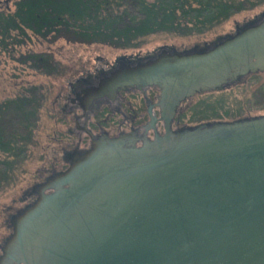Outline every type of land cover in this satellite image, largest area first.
<instances>
[{"label": "water", "instance_id": "1", "mask_svg": "<svg viewBox=\"0 0 264 264\" xmlns=\"http://www.w3.org/2000/svg\"><path fill=\"white\" fill-rule=\"evenodd\" d=\"M160 50L107 85L156 86L162 133L148 107L151 139L101 140L48 177L11 216L0 264H264V114L171 128L183 100L264 72V13Z\"/></svg>", "mask_w": 264, "mask_h": 264}, {"label": "trees", "instance_id": "2", "mask_svg": "<svg viewBox=\"0 0 264 264\" xmlns=\"http://www.w3.org/2000/svg\"><path fill=\"white\" fill-rule=\"evenodd\" d=\"M3 4L0 52L19 63H34L32 67L38 68L40 63L46 65L47 55L27 53L14 58L16 49L31 39L44 43L63 38L71 43L136 48L141 40L154 34H201L234 13L264 4V0H11L10 5L6 0ZM259 16L249 22H256ZM249 22L242 23V27ZM260 73H249L223 90H215V95L206 94L213 92L207 91L186 99L177 109L173 126L192 127L260 115L250 114L252 110L264 109L256 100L229 99L224 94L227 87L245 90L254 83L262 94L261 100L264 99ZM34 100L33 96L18 95L0 105V189L14 180V170L24 158L20 145L27 135L24 137L14 129L17 126L29 131L37 108ZM59 114L57 121L61 122L63 115ZM5 116L15 120L6 122L2 120Z\"/></svg>", "mask_w": 264, "mask_h": 264}, {"label": "rangeland", "instance_id": "3", "mask_svg": "<svg viewBox=\"0 0 264 264\" xmlns=\"http://www.w3.org/2000/svg\"><path fill=\"white\" fill-rule=\"evenodd\" d=\"M5 1L0 0V7L4 6ZM10 3L11 0H8V5ZM261 13H264V4L234 13L201 34L188 36L154 34L141 40L136 48L120 49L97 43H71L63 38L44 43L31 39L16 49L14 58L27 53L47 55L46 65L40 63L38 68L32 67L34 63H19L10 59L6 53L0 52V105L18 95L33 96L36 100L34 104L37 105L35 117L30 119L32 124L29 131L17 126L14 129L24 137L27 135V139L20 145L24 148V158L14 170V180L0 189V246L11 233V216L16 215L17 211L30 200L28 197L30 190L42 182L51 169L62 164L60 160L57 162L53 160L55 150L59 148L55 138L58 137V132L65 133L66 129L64 124L57 121L61 115L53 101L60 91L65 90L66 80L75 76L74 70L82 67L86 71H91L98 65H109L117 57L141 58L158 52L160 48L167 50L172 48L177 52L202 49L205 45L208 46L233 34L242 27V23L249 22ZM261 82H264V72L259 75V83ZM209 93L215 95V91L206 94ZM224 94H227L229 99L256 100L257 105H264V99L261 100L262 94L257 92L254 83L248 85L245 90L227 87ZM250 114H264V109L252 110ZM2 120L13 122L15 118L5 116ZM65 122L71 125L69 118H66ZM66 142H69V139H66ZM56 153L58 154L57 151Z\"/></svg>", "mask_w": 264, "mask_h": 264}, {"label": "flooded vegetation", "instance_id": "4", "mask_svg": "<svg viewBox=\"0 0 264 264\" xmlns=\"http://www.w3.org/2000/svg\"><path fill=\"white\" fill-rule=\"evenodd\" d=\"M157 56H162L160 49L141 58L117 57L109 65H98L91 71H86L82 67L74 70L75 76L66 80L65 90L60 91L53 101L57 110L64 116L60 123L64 124L66 129L65 133L58 132V137L55 138L59 148L55 150L53 160L56 162L60 160L62 164L51 169L48 176L30 190L28 197L31 201L25 203V206L35 200L38 187L48 177L64 171L101 140L131 138L133 145L138 146L143 139H151L153 131L147 126L148 107L152 116L156 118V132L162 133V121L159 119V108L156 106L159 96L156 86L121 84L111 89L107 85V81L113 76L128 74L136 65ZM185 100L178 105L173 118ZM66 118H69L71 125L65 122ZM173 118L171 128H179L173 126ZM66 139H69V142H66ZM50 191L44 190L45 193Z\"/></svg>", "mask_w": 264, "mask_h": 264}]
</instances>
